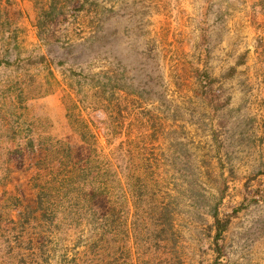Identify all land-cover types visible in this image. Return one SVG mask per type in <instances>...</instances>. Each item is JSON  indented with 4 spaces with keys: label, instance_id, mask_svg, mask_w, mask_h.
Returning a JSON list of instances; mask_svg holds the SVG:
<instances>
[{
    "label": "rangeland",
    "instance_id": "374dc122",
    "mask_svg": "<svg viewBox=\"0 0 264 264\" xmlns=\"http://www.w3.org/2000/svg\"><path fill=\"white\" fill-rule=\"evenodd\" d=\"M51 1L0 0V264L154 263L132 224L138 178L114 183L104 240L80 184L112 186L124 157L174 210V261L264 264V0H54L65 13L41 39Z\"/></svg>",
    "mask_w": 264,
    "mask_h": 264
},
{
    "label": "trees",
    "instance_id": "16d2710c",
    "mask_svg": "<svg viewBox=\"0 0 264 264\" xmlns=\"http://www.w3.org/2000/svg\"><path fill=\"white\" fill-rule=\"evenodd\" d=\"M80 2V0H79ZM66 4L58 5L54 0L51 1L47 7L42 6L40 8L38 17H37V27L39 29V37L44 39V28L50 27L51 24L55 21L54 19L57 16L65 13ZM42 61H46L47 58L42 56ZM32 62V60H31ZM41 62V61H40ZM61 64H63L61 62ZM237 72V66L232 67L226 76H232ZM203 80L207 81L206 84L209 86H216V84L220 81L219 77H212L210 73H203ZM111 133H107V137H111ZM83 140H87L86 135L82 134ZM126 152V151H125ZM131 151H127L123 156L129 157ZM121 158V157H120ZM119 158V159H120ZM90 161V159H89ZM80 172L84 174H76V176L86 175L87 168L86 166H82ZM110 171L113 175V181H111V186L109 182L105 183L104 186H98L94 182L88 183H80L82 186L89 185L92 189V202H93V211L95 215H98L97 220L101 222L103 225V232L101 234L102 237L100 239L104 240L105 236L112 234V229L114 227L113 223L117 221L120 211H118L119 206H121V198L122 196H117L116 199L111 196V189H114V183L120 185L122 182V178L127 176L132 180L136 177L139 180L138 186L132 187V198L134 204V213H133V228L135 229V239L136 242L144 243L146 246V250L148 254L153 252L155 249L152 248L151 244H149L148 236L153 234V238L155 240V244L153 247L156 248L155 252L157 254V259L154 260V263L150 262V259H146L143 264H181L179 262L174 261V257H170V253L175 250V245H170V240H174L175 237V213L172 208L166 204L163 199L158 195L157 191L154 187V182L152 179L146 175L144 166H135L131 167L130 164H127V160L124 157L120 162L110 163ZM101 171L99 170L98 173ZM130 172H133L134 175L129 176ZM142 181V182H141ZM39 197V203L43 206V193L39 191L37 194ZM108 195L110 198V211L106 214L101 213L97 210L96 200L103 196ZM123 209V208H121ZM122 212V210H121ZM215 218L214 226L215 236V250L218 252V256L222 255L223 246H224V233L228 229L230 224V219H222L220 218L218 212L216 211L213 215ZM148 246V247H147ZM214 264H218V260L214 262Z\"/></svg>",
    "mask_w": 264,
    "mask_h": 264
}]
</instances>
